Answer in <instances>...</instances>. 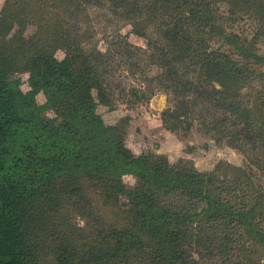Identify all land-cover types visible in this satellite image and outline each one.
<instances>
[{
    "label": "trees",
    "instance_id": "obj_1",
    "mask_svg": "<svg viewBox=\"0 0 264 264\" xmlns=\"http://www.w3.org/2000/svg\"><path fill=\"white\" fill-rule=\"evenodd\" d=\"M64 1L74 4L75 13L89 9L116 17L145 40L140 49L124 36L108 38L120 54H148L157 68L156 89L172 101L160 113L163 127L175 132L182 119H194L198 106L210 103L218 114L209 120L205 114L200 124L244 153L249 165L198 172L160 155H133L123 144V131L105 125L95 112L91 91L98 104L111 103L100 52L56 34L19 44L11 54L0 52V264H46V259L55 264H197L194 256L207 261L216 251L225 259L238 252L240 261L234 264H264V254L261 263L253 262L243 250L247 241L264 249V195L249 174L253 167L264 176V118L256 125L248 108L222 102L215 92L182 77L172 59V50L192 52L202 42L206 13L200 21L188 17L187 0ZM15 21L5 6L0 26L10 28ZM148 27L160 43L150 38ZM53 44L63 51L60 60L49 50ZM13 51L24 60L25 93L10 77L18 69ZM202 68L208 80L222 86L243 78L242 69L221 54L203 56ZM39 93L42 104L35 101ZM44 111L53 117H44ZM122 176L133 177L134 187L124 188ZM87 181L102 203L125 218L124 225L97 214Z\"/></svg>",
    "mask_w": 264,
    "mask_h": 264
},
{
    "label": "rangeland",
    "instance_id": "obj_2",
    "mask_svg": "<svg viewBox=\"0 0 264 264\" xmlns=\"http://www.w3.org/2000/svg\"><path fill=\"white\" fill-rule=\"evenodd\" d=\"M187 4L191 10V13H187L188 17L200 21V14L206 13L204 17L209 21L200 24L203 27L202 42L194 47L195 51L188 54L172 50L178 73L198 87L215 92L222 102H239L250 110L256 125H259L264 118V0H187ZM73 5L63 0H0V14L7 6V14L17 18L10 28L5 26L6 23L0 26V52L11 54L10 49L19 44L30 40L38 43L55 34L79 42L82 47L98 51L104 57L101 72L105 76L111 103L108 107L98 104L94 91H91L96 103L95 112L105 125H116L123 131V144L133 155H160L169 164L182 161L198 172L212 171L216 165L227 164L237 168L249 165L244 153L232 148L220 135L207 132L200 124L205 114L207 120L218 114L210 103L198 106L194 119H182L181 126L175 132L163 127L160 113L170 108L172 101L167 93L156 89L157 81L153 78L157 76V68L150 65L148 54L135 50L120 54L108 38L112 33L124 36L122 40L140 49H145V40L133 35L131 26L116 17L104 18L100 11L89 9L84 13H75ZM148 28L150 38L160 43L159 36ZM60 48L58 44L50 45L49 50L57 60L63 57ZM210 54L227 56L242 69L243 78L224 86L208 80L202 63L203 56ZM255 57L260 59L257 61ZM12 58L18 69L10 77L18 80L20 92L25 93L28 91V75L23 69L24 60L14 51ZM35 101L42 104L43 96L37 94ZM42 115L53 117L51 111H44ZM249 174L254 186L264 195V176L253 167H250ZM120 181L126 189L135 185V179L131 176H122ZM85 188L97 214L107 223L124 225L125 218L115 207L100 201L95 187L90 188V181L85 182ZM69 216L81 229L84 228L80 218L74 214ZM84 233L90 236L88 230L86 232L84 229ZM243 250L252 257L253 262H262L264 249L253 241L244 242ZM238 256V252H234L225 259L216 251L214 257L207 261L195 256L194 260L197 264H234L239 260ZM243 257L244 254H240V258ZM46 264L55 263L46 259Z\"/></svg>",
    "mask_w": 264,
    "mask_h": 264
}]
</instances>
